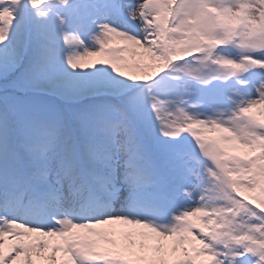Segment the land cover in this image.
<instances>
[{
    "label": "snow or ice",
    "instance_id": "snow-or-ice-1",
    "mask_svg": "<svg viewBox=\"0 0 264 264\" xmlns=\"http://www.w3.org/2000/svg\"><path fill=\"white\" fill-rule=\"evenodd\" d=\"M0 264H264V0H0Z\"/></svg>",
    "mask_w": 264,
    "mask_h": 264
},
{
    "label": "rangeland",
    "instance_id": "rangeland-1",
    "mask_svg": "<svg viewBox=\"0 0 264 264\" xmlns=\"http://www.w3.org/2000/svg\"><path fill=\"white\" fill-rule=\"evenodd\" d=\"M115 44H121V42H120V41H119V42L116 41ZM115 44H114V46H115ZM125 55H129V56H130V53H125ZM95 59H98V58L95 57ZM95 59H94V60H95ZM86 62H87V61H85V63H86ZM98 66H99V65H98ZM88 70H92V69H88Z\"/></svg>",
    "mask_w": 264,
    "mask_h": 264
},
{
    "label": "bare ground",
    "instance_id": "bare-ground-1",
    "mask_svg": "<svg viewBox=\"0 0 264 264\" xmlns=\"http://www.w3.org/2000/svg\"><path fill=\"white\" fill-rule=\"evenodd\" d=\"M118 42H119V41H118ZM121 44H122V42H121ZM94 59H95V57H89L88 60H86L87 62H86L85 64L89 63L90 61H92V60H94Z\"/></svg>",
    "mask_w": 264,
    "mask_h": 264
}]
</instances>
